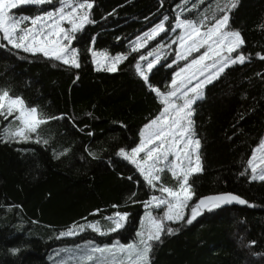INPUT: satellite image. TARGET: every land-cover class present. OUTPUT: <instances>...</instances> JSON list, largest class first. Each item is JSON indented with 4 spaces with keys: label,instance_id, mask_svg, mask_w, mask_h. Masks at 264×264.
<instances>
[{
    "label": "trees",
    "instance_id": "trees-1",
    "mask_svg": "<svg viewBox=\"0 0 264 264\" xmlns=\"http://www.w3.org/2000/svg\"><path fill=\"white\" fill-rule=\"evenodd\" d=\"M90 2L89 18L94 22L85 24L72 41L80 68L24 52L0 39V88L36 106L44 117H59L38 130L40 143L35 142L36 133L27 142L8 139L6 121L0 118V264H82L77 256L84 254L85 244L91 248L139 243L137 232L145 212L163 216L161 209L148 210L142 203L160 192L149 188L135 166L117 152L136 147L141 130L162 111L160 97L148 84L167 92L174 71L197 55L175 59V25L188 19L203 22L204 30L214 23L213 17L224 14L219 8L229 4V0ZM235 2L228 28L241 33L245 43L238 51L250 59L231 65L206 84L203 99L193 105L203 172L190 178L195 195L185 220L198 199L209 195L232 193L253 206L206 210L190 225L164 221L165 228L179 231L162 234V242H149L150 264H264V181H253L247 170L248 160L264 140V60L256 55H264V0ZM59 7L54 0L22 5L12 13L35 17ZM161 22L168 31L152 42L163 55L146 72L145 83L135 69L146 49H140L139 42H144L138 38ZM134 46L139 51L133 52ZM93 50L127 59L115 71H97ZM162 182L169 187L177 183L168 172ZM117 212L129 215L124 227L112 232L106 218ZM84 222H98L108 233L86 230L57 239L59 233ZM252 241L255 244L249 246ZM12 249L19 251L13 255Z\"/></svg>",
    "mask_w": 264,
    "mask_h": 264
},
{
    "label": "snow or ice",
    "instance_id": "snow-or-ice-1",
    "mask_svg": "<svg viewBox=\"0 0 264 264\" xmlns=\"http://www.w3.org/2000/svg\"><path fill=\"white\" fill-rule=\"evenodd\" d=\"M58 2L59 8L46 11L35 17H28L14 15L12 9H19L21 5L52 4L54 0H0V39L7 40L13 48L22 49L24 52L41 53L46 58L60 61L70 67L80 68L79 53L75 47H72V41L75 39V33L82 31L85 24L94 22L89 18V10L92 9L93 4L90 0H58ZM203 2L204 0H201V3ZM195 6L194 4L193 7ZM235 7V0H229V4L219 8V11L224 14L220 17H213L214 23L203 32L201 31V28L205 27L203 22L198 25L192 20L185 19L175 25V28L184 29V33L178 37L181 47H184L187 41H191L186 54L180 55V59L186 60L188 55H191L192 52H200L202 48L206 50L175 73V77L171 81V90L166 94L148 84L151 91L160 97L164 108L156 118L144 126L140 133L141 141L136 147L130 150L121 148L117 152L118 157L135 166L149 188L161 193L160 196L152 195L149 200L142 203L145 209H161L163 216H153L150 210L145 212L141 221V230L137 232L140 237L139 243L123 245L117 242L112 246H93L91 248L85 244L83 246L84 254L79 257L82 264H89V262L92 264H150L149 253L152 251L153 245L149 242H162V234L174 235L179 231V229L170 227L165 228L164 221H184L190 225L197 216L201 215L203 210L211 211L233 202L240 205L248 204L249 207L253 206L232 193L202 197L191 207V216L185 220L184 210L189 207V202L195 195L192 191L190 178L203 172L200 155L201 141L196 136L195 122L192 119L193 105L197 100L203 99L202 89L206 84L218 79L231 65L244 64L250 59L238 51L245 43L241 33L228 28V13ZM164 19L167 20V17ZM175 28L171 31H175ZM165 31L168 29H165L164 23L161 22L150 32H146L143 37L138 38V41L143 39L146 42ZM173 42L175 43V41ZM132 51H139V47L134 46ZM232 53H236V55L233 56ZM91 54L97 64L96 70H105L98 57H104L106 54L97 53L94 50ZM153 55H155L154 52H149L147 55H141L139 60H148V56ZM256 55L259 59L264 60V55L260 53ZM112 59L114 63L106 69L107 71H115V65L127 59V56L117 55ZM159 59L160 57L156 55L154 61H148L147 71H150ZM209 60L212 61L211 64L206 63ZM135 69L145 83H148L149 77L139 62L136 63ZM194 80L196 83L193 85ZM190 85L192 86L190 87ZM178 93L179 97H177ZM173 98L182 99L183 103L177 104ZM0 116L5 119L13 116L14 120L18 121L14 129L7 131L8 139L27 142L32 139V134L36 133V143H40L38 130L41 126L47 124L51 119L59 118L44 117L36 106H28L22 97L12 96L9 90L2 88H0ZM257 152L264 153V141L254 150L252 157L248 160L251 179L264 181V168L260 167L261 164H264V155L258 158ZM258 159L259 163H257ZM165 172L170 173L171 178L176 180L177 183L174 187L166 186L162 182V175ZM245 174L241 173V175ZM129 179L132 178L129 177ZM132 195L134 196L135 193ZM113 207L116 206L113 205ZM128 215V213L117 212L113 217H107L106 219L110 220L113 225L110 231L116 232L123 228ZM75 227L59 233L57 239L78 235L79 232L75 230ZM87 227L101 235L107 234L100 230L98 222L89 224ZM83 230L84 226L81 225L79 231ZM254 244L255 241H252L249 246ZM11 251L15 255L19 249ZM62 264H67V262H62Z\"/></svg>",
    "mask_w": 264,
    "mask_h": 264
},
{
    "label": "rangeland",
    "instance_id": "rangeland-1",
    "mask_svg": "<svg viewBox=\"0 0 264 264\" xmlns=\"http://www.w3.org/2000/svg\"><path fill=\"white\" fill-rule=\"evenodd\" d=\"M22 6V5H21ZM12 12H13V9H12ZM15 15V14H14ZM18 16H21V15H18ZM65 27H67V25H65ZM207 29V28H206ZM206 29H204V30H201L202 32L203 31H206ZM177 30H178V37L180 36V35H182L183 33H184V29H182V28H177ZM150 32V31H149ZM144 36V35H143ZM178 37H177V53H176V56H175V59L176 58H179V60H185V59H180V55H182V54H186V50H187V47H188V44H190L191 43V41H187L186 43H185V46L184 47H181V45H180V43H179V39H178ZM156 38V37H155ZM154 38V39H155ZM154 39H151V40H147L146 42H145V40H143V42H144V44H143V46H140V45H142L141 44V42H139V47H140V49H144V47H146V49H145V51H144V55H147L149 52H154L155 53V55H153V56H148V60H145V61H140V64H141V66L142 67H144L145 68V70H146V72H150V71H147V68H146V66H147V63H148V61H154L155 60V56L156 55H158L159 57H161L162 55H163V53L161 52H158V51H156L155 50V47L157 46V44L156 43H153L152 41L154 40ZM6 41V43L8 44V42H7V40H5ZM8 45H10V44H8ZM11 46V45H10ZM20 50H22V49H20ZM206 49L205 48H202L201 50H200V52H192L191 53V55L192 54H197L196 55V57L195 58H197V57H199L201 54H203V52L205 51ZM23 51V50H22ZM27 53H30V52H27ZM97 53H101V52H97ZM31 54H33V53H31ZM36 54H41V53H36ZM191 55H188V57L189 56H191ZM115 56H108V55H106V56H104V57H98V59H100V63H101V65L103 66V68L104 69H107L108 67H111L112 65H113V63H114V61H113V59L112 58H114ZM187 57V58H188ZM94 59L95 58H93V62H94ZM174 59V60H175ZM174 60L172 61V62H170L169 63V65H171V64H173L174 63ZM193 60V59H192ZM191 59L187 62L186 61V63L185 64H183L182 65V67L181 68H183V67H185L188 63H190L191 61H192ZM157 62V61H156ZM156 62H155V64H156ZM206 63H208V64H211L212 63V61H206ZM155 64H154V66H155ZM94 65H95V67L97 68V64L94 62ZM117 66H118V64H116L115 65V67L117 68ZM181 68H178L177 70H175L174 71V75H173V78L175 77V73H177V72H179L180 71V69ZM210 71H214V70H210ZM206 75H207V73H206ZM201 79H203V77H201ZM173 80V79H172ZM196 83V81L194 80L193 81V85ZM192 85H190V87H191ZM171 90V83H169V86L167 87V92L168 91H170ZM167 92H165V94L167 93ZM189 95H192L191 93H189ZM180 96V94L178 93L177 94V97H179ZM174 99V101L177 103V104H182L183 103V100L182 99H179V98H173ZM198 101V100H197ZM160 102H161V99H160ZM162 104V103H161ZM163 108H164V105L162 104V110H163ZM0 118H1V120H3V121H6V127H5V130H4V132H5V136L7 137V135H6V133H7V131L9 130V129H14L15 128V126L18 124V121H15L14 120V118H13V116H9L7 119H5L3 116H0ZM144 129V128H143ZM142 131V130H141ZM141 133V132H140ZM8 138V137H7ZM140 141H141V135L139 136V142H138V144L140 143ZM264 141V140H263ZM137 144V145H138ZM141 155H143V154H141ZM256 155H257V157L259 158L261 155H264V153H261V152H257L256 153ZM170 159H171V157H170ZM257 163H259V159L257 160ZM260 167L261 168H264V164H261L260 165ZM248 172L250 173V175H251V170L249 169V167H248ZM258 172H259V168H258ZM170 174V173H169ZM160 195H161V193H160ZM153 209H155V208H153ZM149 210V209H148ZM186 211H187V208L184 210V212L186 213ZM190 216H191V211H190V213H189V218H190ZM109 222H110V224L112 225V222L110 221V220H108ZM96 222H84V223H82V224H79V225H76V227H75V230L76 231H78L79 233H81V232H84V231H91V232H93V233H95L96 235H101L100 233H98V232H95V231H93L91 228H89V227H87L89 224H95ZM171 223H176V222H171ZM84 226V230L83 231H79V228H80V226ZM99 226V225H98ZM113 226V225H112ZM99 228H100V230L102 231V232H106V233H108L107 232V230H103L102 228H101V226H99ZM140 239V238H139ZM145 239H146V237H145ZM98 255V254H97ZM81 256V254H79L78 256H77V258L79 259V257Z\"/></svg>",
    "mask_w": 264,
    "mask_h": 264
},
{
    "label": "water",
    "instance_id": "water-1",
    "mask_svg": "<svg viewBox=\"0 0 264 264\" xmlns=\"http://www.w3.org/2000/svg\"><path fill=\"white\" fill-rule=\"evenodd\" d=\"M217 195V194H216ZM210 196H213V195H210ZM208 197V196H207ZM245 205H240V204H237L235 202H233L232 204H228V205H222L221 207H238V208H242L244 207ZM204 211V210H203Z\"/></svg>",
    "mask_w": 264,
    "mask_h": 264
},
{
    "label": "bare ground",
    "instance_id": "bare-ground-1",
    "mask_svg": "<svg viewBox=\"0 0 264 264\" xmlns=\"http://www.w3.org/2000/svg\"><path fill=\"white\" fill-rule=\"evenodd\" d=\"M210 196V195H209ZM207 197V196H206ZM204 211H206V210H204ZM204 211H202V212H204Z\"/></svg>",
    "mask_w": 264,
    "mask_h": 264
}]
</instances>
